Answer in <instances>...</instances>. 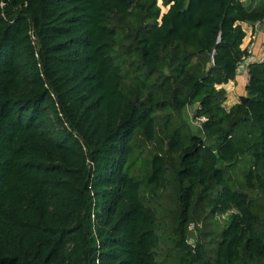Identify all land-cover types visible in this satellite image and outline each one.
Instances as JSON below:
<instances>
[{
    "label": "trees",
    "instance_id": "trees-1",
    "mask_svg": "<svg viewBox=\"0 0 264 264\" xmlns=\"http://www.w3.org/2000/svg\"><path fill=\"white\" fill-rule=\"evenodd\" d=\"M164 6L0 0V264H264V63L229 111L222 88L264 6Z\"/></svg>",
    "mask_w": 264,
    "mask_h": 264
},
{
    "label": "rangeland",
    "instance_id": "rangeland-1",
    "mask_svg": "<svg viewBox=\"0 0 264 264\" xmlns=\"http://www.w3.org/2000/svg\"><path fill=\"white\" fill-rule=\"evenodd\" d=\"M158 5L161 8L162 14L167 12L168 7L164 6V0H158ZM222 88H223V86H222ZM227 96H228V93H227ZM227 102H228V98L226 99V102L224 103L225 108L228 107ZM197 108H198V105H191V106H188L183 112V116H184L185 120L191 126L194 133H198L199 130H201V123H202V121L197 120L195 118ZM157 146L158 145H151L148 143L139 149V152L137 154L138 163L134 167V170L136 171L138 176L145 177L147 175L145 163L147 162L148 159L150 160L152 158L151 157L152 154H154L158 151ZM167 204H169V203H165V205H166L165 207H167ZM168 208H170V207L168 206ZM168 210H170V209H168ZM233 213L234 212H229L227 214L218 215L216 217L218 224L220 226H226L227 224H229L231 216L233 215ZM170 217L171 216L169 213L165 214V219H166L165 221L167 222V225L170 224V221H171ZM213 226H216V225H210V224H207L206 222H201L198 225L192 224L190 227V229H191V234L189 237L190 244L194 247L200 238L202 242H204V243L206 242V244L208 245L209 248L210 247L212 248L211 242H212L213 237H211L208 234H209V232H212L214 229H216ZM167 250L168 251L171 250V246L170 247L163 246V250H162V256L163 257L167 254Z\"/></svg>",
    "mask_w": 264,
    "mask_h": 264
},
{
    "label": "crops",
    "instance_id": "crops-1",
    "mask_svg": "<svg viewBox=\"0 0 264 264\" xmlns=\"http://www.w3.org/2000/svg\"><path fill=\"white\" fill-rule=\"evenodd\" d=\"M241 2L245 7L252 9H255L259 6H264V0H241ZM241 26L246 33V38L241 47L242 50H246L248 46L252 45L253 56L255 58L254 62H261L264 59V22L257 24L241 23ZM248 83L249 67L247 68L246 65H242L239 68L236 80L230 82L228 85L223 86V88L228 93V107L225 108L226 110L229 111L233 106L239 103L240 97L246 95Z\"/></svg>",
    "mask_w": 264,
    "mask_h": 264
},
{
    "label": "built area",
    "instance_id": "built-area-1",
    "mask_svg": "<svg viewBox=\"0 0 264 264\" xmlns=\"http://www.w3.org/2000/svg\"><path fill=\"white\" fill-rule=\"evenodd\" d=\"M246 50H248V56L243 59V62L240 66L246 65V67L248 68L250 67L249 65L253 63H264V59L261 62H254L255 58L253 56V46L252 45L248 46Z\"/></svg>",
    "mask_w": 264,
    "mask_h": 264
}]
</instances>
